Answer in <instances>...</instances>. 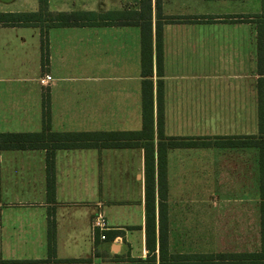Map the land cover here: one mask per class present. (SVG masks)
<instances>
[{
  "label": "crops",
  "instance_id": "0c3cea01",
  "mask_svg": "<svg viewBox=\"0 0 264 264\" xmlns=\"http://www.w3.org/2000/svg\"><path fill=\"white\" fill-rule=\"evenodd\" d=\"M111 1L110 6L93 11L85 2L73 0L69 9L62 10L121 11L131 13V18L139 12L140 0ZM191 1L166 0L161 5L165 18L190 19L162 25L163 134L165 139L188 138L211 145L163 151L168 254L259 252L264 207L260 151L219 142L259 135L258 108L264 109V24L258 38L255 23L264 18V0L252 6L251 0H211L210 4L194 0L198 6ZM7 11L0 8V13ZM156 11L151 0L153 57ZM24 32L25 28L0 27V84L18 76L16 81L22 83L16 93L11 88L0 90V133L40 132L44 102L54 133L142 130L138 26L53 28L45 65L38 33L26 41ZM11 41L20 43L19 51ZM153 69L155 73L154 65ZM44 75L52 79L49 87L40 84ZM152 81L154 252L146 248L143 148L56 150L53 198L47 193L46 150H4L0 151V264L66 260L159 264L157 78ZM98 211L108 223L106 233L117 234L95 243L91 226ZM150 256L155 261L150 262Z\"/></svg>",
  "mask_w": 264,
  "mask_h": 264
},
{
  "label": "trees",
  "instance_id": "16d2710c",
  "mask_svg": "<svg viewBox=\"0 0 264 264\" xmlns=\"http://www.w3.org/2000/svg\"><path fill=\"white\" fill-rule=\"evenodd\" d=\"M41 9L38 12H9L0 13V27H39L46 23L48 28L68 27H100V26H138L141 33V77L142 87V130L139 132H80V133H54L50 129L48 103L43 105L42 130L38 133H0V151L4 150H46V174L47 193L50 198L54 195V152L65 149H96V148H135L141 147L145 150V210H146V248L154 252L155 239V196L153 189V169L155 144L154 137V83L153 76L157 78L156 91V134L158 154V194L159 203V264H264V207H262V246L259 252L249 254H219V255H169L166 239L165 218V184L163 177V151L171 148H186L196 146H210L208 142H194L188 138H164L163 134V45L162 25L164 22H189L190 19H175L166 17L163 19L158 13L155 29V57L152 52V30H151V0H140V9L137 16L130 17L129 12L111 11L98 12H70L57 13L54 18L46 20L49 13L46 10L47 0H39ZM159 7L158 0L156 8ZM157 11L159 9H156ZM249 18V17H248ZM200 20H205L201 18ZM43 22V23H41ZM204 22V21H201ZM261 30L258 31V38ZM42 65L48 63V40L47 35L41 33ZM155 66V73L153 69ZM258 136H250L243 139L227 138L219 143L226 146L251 147L260 151L261 171V196L264 199V109L258 108ZM214 144H218L214 142ZM150 175V180H149ZM115 234L106 233L105 240H111ZM49 240L53 241V223L49 227ZM95 243H98L99 235H95ZM153 243V244H152ZM155 261L150 256V262ZM49 261L37 262H6L4 264H48ZM56 264H87L86 261L66 260L55 261Z\"/></svg>",
  "mask_w": 264,
  "mask_h": 264
},
{
  "label": "rangeland",
  "instance_id": "374dc122",
  "mask_svg": "<svg viewBox=\"0 0 264 264\" xmlns=\"http://www.w3.org/2000/svg\"><path fill=\"white\" fill-rule=\"evenodd\" d=\"M72 1L73 0H47L46 10L49 13V15L44 16V17H46V20H49L51 18H54L57 15V13H60V12L61 13H69V12H65L66 10H62V9H69ZM76 1L82 2V3L85 2L86 8L93 9V11H97V9H99L100 7H101V9H104L105 5L107 6L111 0H108V1L107 0H74V2H76ZM114 2H116V1H114ZM156 2H157V0H155V8H156ZM165 2H166V0H158L159 7L156 8V9H159L158 11H156L157 18H158V13H160L161 17L163 19H165V16L162 14V10H161V5L164 4ZM206 2L208 4L212 3L211 0H206ZM256 3H257V0H251L249 5L252 6V5H255ZM139 4H140V1H139ZM190 4L194 5V6L199 5L197 2H194V0L191 1ZM108 6H110V5H108ZM0 8L8 10L5 13H9V12H14V13L38 12V10L41 9L39 0H0ZM58 9H60V10H58ZM220 10H223V9H220ZM250 10H256L257 11V9H250ZM62 11H64V12H62ZM256 11H252V12H256ZM129 14H131V13H129ZM257 16H258V14L253 15V17H257ZM175 19H189V18L188 17H175ZM41 23H43V22H41ZM255 24L257 25L256 37H258V31L261 30V33H262L261 27L264 24V18L263 19L259 18V20H257ZM47 26L48 25L46 23H43V25H40L39 27H19V28H25V32L23 33V35L27 38L26 41L31 40L29 35H31L32 33H38L39 39L41 41V33H42L45 36V38L47 35V39L50 42V30H52L53 28L47 29L46 28ZM32 28L34 29L33 32L30 31V30H32ZM51 33H52L51 39H53L54 33L53 32H51ZM23 35H20L19 37L17 36L18 40ZM10 37L12 38L13 34H10ZM12 39H14V38H12ZM54 40H53V42H54ZM27 43L30 44V42H27ZM11 45H12L11 47L16 49L17 51L20 50V43L18 44L17 41H11ZM49 53H50V51H49ZM49 53H48V58H49ZM53 57L55 59L56 57H58V55L55 54V55H53ZM0 62L3 63L2 57H0ZM56 62L60 63L57 60H56ZM76 69L79 70V69H81V67H76ZM13 78L14 79H11L8 84H5V85L0 84V90L3 91V90H8L11 88L12 93H16L17 88H19L22 85V83H18L16 81V79L20 78V76L13 77ZM45 87H49V86H45ZM9 128H11V127H9ZM253 229H255V222L252 221V230ZM261 231H262V227H261ZM88 241H89V238H88ZM252 248H255V247H252Z\"/></svg>",
  "mask_w": 264,
  "mask_h": 264
},
{
  "label": "built area",
  "instance_id": "2783aa9c",
  "mask_svg": "<svg viewBox=\"0 0 264 264\" xmlns=\"http://www.w3.org/2000/svg\"><path fill=\"white\" fill-rule=\"evenodd\" d=\"M51 82H52V79L49 75H44V77H42L40 80V84L43 87L49 86ZM91 227H92V236L94 239H95L96 234L99 235L100 241H104L106 239L105 233L108 231L109 227H108L106 218L101 211H98L93 217Z\"/></svg>",
  "mask_w": 264,
  "mask_h": 264
}]
</instances>
